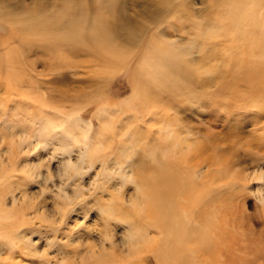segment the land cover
Here are the masks:
<instances>
[{
  "label": "rangeland",
  "instance_id": "obj_1",
  "mask_svg": "<svg viewBox=\"0 0 264 264\" xmlns=\"http://www.w3.org/2000/svg\"><path fill=\"white\" fill-rule=\"evenodd\" d=\"M201 2L202 0H196V3ZM247 2L250 3L251 0H247ZM158 3L164 8H176L172 18L178 17L182 11L186 10L184 0H158ZM109 6L108 0H96L95 19L101 28L104 22L110 18L107 11ZM202 7H206L208 10L202 11L199 15L195 12L189 14L195 26L194 30L205 39V43L225 37L224 42L227 41V44L232 45L229 39L233 35L230 25L241 23L246 13H251L247 8L246 0H206ZM91 9V3H85V0H15V2L14 0H0V43L5 46L0 47V121H19L23 118L36 120V125L34 123L29 125L27 120L18 123L15 131L34 134L38 139H42V142L45 137V142L48 145L46 151L42 150L37 155L26 158L29 162H39L46 158L55 147L65 141L63 133L58 132L46 136V132L38 130L37 128L43 126V120L37 119V117L61 123L53 113L74 115L93 103L98 108L115 104L133 105L141 96L140 92H135L127 99L116 100L98 92L93 83L94 79L112 74L113 69L107 63H101L97 55L76 56L63 49L54 52L50 48L37 49L31 46L25 50L19 43L22 37L29 35H58L61 26L66 21L76 19L77 13H80L82 18H86L92 14ZM141 19L144 18L141 17ZM24 24L26 27L23 29ZM31 25H34L32 30ZM222 29L225 32L221 33ZM161 34L171 35L167 30H162ZM98 35V46L105 56L110 57L113 61H122L125 58V49L118 41L112 43L106 40L99 30ZM152 35L161 44L169 43L167 37H157L156 31ZM208 46L214 48V53L211 57L200 62L199 69V74L207 72L214 75L213 82L208 84L211 85V87L208 86L211 89L209 95L207 98L204 96L207 99V104H200L198 100L196 103L193 100H188V95L192 90L195 95H202L201 89L206 84L200 88H193L189 85L177 89V84L173 83L171 76V80L167 77L158 82V67L149 64L147 71L154 76L160 94L155 96L144 94L143 118L130 122L127 129L113 128L111 131L114 134L119 131L122 135L132 133L134 139L138 141V146L143 147L146 152H151V159L143 162L147 165H152L154 158L161 159L164 144L169 138H174L173 133H168L172 127L176 128L177 126L175 136H179L181 142H184V144L180 143L177 148L181 155L194 152L196 142L210 138L212 146L202 157L213 156L215 160H219L224 155L228 156L230 161L233 158V161L229 163L228 168L223 170L219 165L212 164L209 168L210 176L214 172H219V174L223 172L218 177H211L213 183L208 175L205 179L206 183H210L209 186L212 185L214 190H218L217 192L223 191L221 199L227 198L230 201L227 209L245 212H242L241 217L243 227L235 230L236 236L242 239L241 244L246 250H259L260 252L262 250L264 254V222H261L264 221V200L262 199L264 188H259L260 184L254 183L249 187L252 191L256 190L255 193L248 189V184L253 180L264 182V163L258 165L261 168L252 163V160L256 163L264 160V100L253 99V102L244 101L243 104L237 106H235V102H230L233 92L242 95L248 93L245 84H238L235 90H229L228 87V92L217 93L225 78L227 79L224 81V86L229 84L230 80L233 83L239 82V73L249 70L256 58L246 55L241 46H237L232 54L227 52V48L223 44H208ZM209 66H211L210 71H207L206 68ZM192 68L197 73L198 64L192 65ZM153 114H157L156 119L151 118ZM138 124H145L146 128H138ZM0 132V135L3 136L12 134L6 127H0ZM191 157L193 160L199 161V157L194 155ZM136 163H140V161L137 160ZM137 166L133 172V179L141 184L139 173H143L144 167ZM55 167L54 163L53 168L55 169ZM254 168L255 171H253ZM227 173L230 176H227ZM95 174L96 172L93 171L84 178L85 185L91 181ZM100 175L103 176V172ZM202 181L204 179L198 182V187ZM100 183L101 181L98 179L97 184ZM138 183L136 191L132 185H129L126 191L123 187L111 189L107 185L104 186L105 190L112 192L114 200L122 202L118 211L119 218L133 221L134 215H136L144 227L126 234V240L130 238V241H125V251L124 248L116 244H112L111 247L103 246L104 249H100V245L90 240L89 243L92 245L91 255L88 256L90 264L97 263L98 255H94V250L101 251L98 256V264H159L158 247L163 234L154 225L156 220L153 221L149 216H146L145 197L142 194V188L138 187ZM118 184V180L114 181L111 187H116ZM10 190L30 196L36 194L38 185L19 181L14 183ZM217 192L215 191V193ZM253 194L257 199L255 212V200L248 198ZM84 195L87 196L88 193H84ZM104 195L107 196V193ZM50 199V196L46 197L40 207L43 208L47 200ZM104 199L101 195L77 205L59 232L46 227L24 228L21 234L29 237L23 242V248L26 250L24 255L19 252L9 253L8 246L1 242L0 255L3 256V259L0 260V264H41L39 260L26 257L33 252L43 250L48 245L54 246L49 255L56 256L55 264H63L64 257H70L73 251L80 246L81 241L98 239L96 231H108V226L104 225L100 210ZM125 199L129 201L127 204L124 203ZM0 201L2 202L0 205L6 206L4 201ZM9 204H11V198ZM7 206L10 207V205ZM28 207L29 205L25 203L16 209L24 215L26 220L31 216L27 210ZM46 207L50 209L52 205L49 203ZM111 227L117 234H120L128 226L113 221ZM185 252L186 249L183 250V257L186 260ZM193 258L196 260V257ZM253 258L251 264H264V255L253 256ZM199 264L202 263L199 262Z\"/></svg>",
  "mask_w": 264,
  "mask_h": 264
},
{
  "label": "clouds",
  "instance_id": "obj_2",
  "mask_svg": "<svg viewBox=\"0 0 264 264\" xmlns=\"http://www.w3.org/2000/svg\"><path fill=\"white\" fill-rule=\"evenodd\" d=\"M108 2L110 6L107 11L110 18L104 22L102 28L95 19L96 0H85V3L92 5L91 15L82 18L81 14L77 13L76 19L68 20L61 26L58 35H29L19 41L25 50L31 46L37 49L50 48L54 52L63 49L76 56L97 55L101 63H107L113 69L112 74L94 79L93 83L98 92L116 100L127 99L135 92H140L141 96L133 105L115 104L98 108L93 103L74 115L53 113L61 123L37 117L43 120V126L37 129L46 132V136L58 132L65 136V141L39 162H29L26 158L47 150L45 137L42 142V139H38L34 134L15 131L18 123L27 120L29 125H36V120L23 118L19 121H0V127H6L12 133L7 136L0 135V200L10 205H0V242L8 246L9 253L25 254L23 242L29 237L21 234L24 228L46 227L59 232L77 205L101 195L105 199L102 206L100 205V210L108 231H96L98 239L81 241L70 257H64L63 264H90V240L106 247L116 244L126 250V234L144 225L139 220L131 222L120 219L118 211L122 202L114 200L112 192L105 190L104 186L107 185L111 189L123 187L126 191L127 187L132 185L136 191L134 169L138 164L151 159V152L139 147L132 133L122 135L117 131L114 134L111 129H127L130 122L142 119V113L145 111L144 94H160L154 76L147 71L149 64L160 67L164 74L172 77L174 84L181 87L190 85L200 88L214 80L212 73L199 74L192 68V65L200 63L214 53V48L205 47V39L194 30L195 26L189 14L195 12L199 15L202 11L206 12L208 9L202 7L206 0L201 3H196V0H184L186 10L176 18H172L176 8H164L158 0ZM246 5L257 27L264 31V19H261L264 16V0H251L250 3L246 0ZM98 30L106 40L112 43L118 41L125 49V58L122 61H113L102 53L98 46ZM162 30H167L171 35H162ZM154 31L157 37H167L169 43L161 44L158 39H154ZM156 116L157 114H153L151 118L156 119ZM138 128L144 129L146 125L138 124ZM137 160L140 163H136ZM252 163L261 168L258 165L264 163V160L258 163L252 160ZM93 171L96 172L95 176L85 185L84 178ZM101 172L103 176L100 175ZM98 179L100 184H97ZM117 180L119 184L111 187ZM19 181L38 185L36 194L25 196L22 192L11 191L14 183ZM254 183H259V188H264V182L253 180L248 184L250 192L256 191L250 190L249 187ZM84 193L88 195L85 196ZM48 196L51 199L47 200L46 205L50 203L52 207L49 209L44 205L41 208L40 205ZM249 197L255 200V212L256 196L253 194ZM25 203L29 205L27 210L31 213L27 220L16 210ZM113 221L128 227L123 233L117 234L111 227ZM53 247L48 245L26 258L39 260L41 264H55L56 256L49 255ZM2 259L3 256L0 255V260Z\"/></svg>",
  "mask_w": 264,
  "mask_h": 264
},
{
  "label": "bare ground",
  "instance_id": "obj_3",
  "mask_svg": "<svg viewBox=\"0 0 264 264\" xmlns=\"http://www.w3.org/2000/svg\"><path fill=\"white\" fill-rule=\"evenodd\" d=\"M261 19H264V16ZM33 26L31 25V30ZM25 27L26 25L24 24L23 29ZM230 30L233 31L232 37L229 38L232 45L227 44V41L224 42L225 37H223L219 40L205 43V47H208V44H223L227 48V52L232 54L237 46H241L246 52V55L254 56L256 59L253 61L254 64L249 70H243L239 73V82L233 83L230 80L229 84L224 86V81L227 79L225 78L217 93L222 94V92L228 90V87L229 90H235L238 84H245L248 93L242 95L233 92L232 101L229 99L224 100L235 102V106L243 104L244 101L253 102V99L264 100V31H261L257 27L251 13H246L241 23L230 25ZM220 32L223 33L225 31L222 29ZM2 45L3 43H0V47L4 46ZM200 66L201 63H198L197 73H199ZM210 67L206 68L207 71H210ZM157 73L158 82L165 80L167 77L170 79V75L164 74L160 67H158ZM208 86L206 84L201 89L203 92H201L202 95H195L192 90L188 95V100H193L195 103L198 100L200 104H207L208 102L205 97L207 98L209 90H211L209 89L211 85ZM180 87L177 85V89ZM194 102L193 104H195ZM170 129V131H167L169 134L173 133L172 136L174 138H167L168 141L165 140V144L163 142L164 146L161 159L156 160L154 158L152 165L143 163L137 166L139 168L144 167L143 173H139L141 175L139 179L141 184L138 181L136 182L139 184L138 187L142 188V194L145 197L146 216H149L153 221L156 220V224L154 225L163 234L161 244L159 243L160 246L158 247L159 264H199V262L202 264H251L252 259H254L253 256H263L264 254L262 250L261 252L259 250H246L241 244L242 239L236 236L235 230L243 227L241 224L243 211L227 209L230 201L227 198L221 199V192L223 191L220 192L219 190L220 193L217 192L218 190H214L212 185L209 186L210 183H206L205 180L208 175L211 179V177L220 176L223 172L220 174L219 172H214L210 176L209 168L212 164L219 165L223 170L229 167V163L233 161V158L231 161L228 160V156L226 157L224 155L219 160H215L213 156L203 158V154H207V151L212 146L210 144V138L196 142L195 150L194 152L191 151L189 153L190 155H181L177 151V148L183 141L181 142L179 136H175L177 134V126L176 128L172 127ZM192 155L199 157V161L193 160ZM227 176L230 175L227 173ZM201 179H204V181L198 187V182ZM223 194L225 195V193ZM262 199L264 200V196H262ZM128 202L125 199L124 203L127 204ZM134 216L135 219L133 221L130 220L131 222L138 220V217L136 215ZM125 241L129 242L130 238L127 240L125 238ZM129 245L132 248L131 244ZM100 249H104V247L100 245ZM185 249L186 260L183 257V250ZM93 252L95 253L94 255L97 254L100 256L101 254L100 250H94ZM98 256L96 264L99 263ZM193 257H196V260Z\"/></svg>",
  "mask_w": 264,
  "mask_h": 264
}]
</instances>
